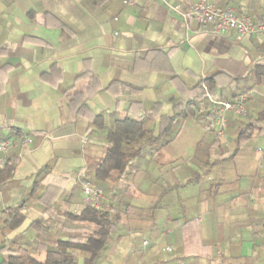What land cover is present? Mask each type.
Listing matches in <instances>:
<instances>
[{"label": "crops", "instance_id": "1", "mask_svg": "<svg viewBox=\"0 0 264 264\" xmlns=\"http://www.w3.org/2000/svg\"><path fill=\"white\" fill-rule=\"evenodd\" d=\"M129 1L0 0V141H16L18 133L28 139L8 153L18 161L0 190V240L10 243L37 219L63 222L66 214H78L85 206L80 180L92 179L113 122L154 105L159 116L172 118L171 99L210 101L203 82L211 79L218 89L253 92L246 116H227L226 146L195 118H176L170 143L158 154L151 156L155 146L133 160L115 188L109 180L102 184L104 203L127 210L123 230L132 233L112 245L108 262L258 264L256 245L264 254V158L258 162L264 125L249 141L234 140L239 125L264 111V76H254L264 66V36L215 34L185 19L200 0ZM209 1L264 24V0ZM159 116L146 123L154 135ZM96 118L100 127L93 125ZM182 180L191 185L177 192ZM19 205L25 221L10 233L7 210ZM232 231L243 241L230 240ZM157 237L171 243L161 246ZM33 256L45 260L43 252Z\"/></svg>", "mask_w": 264, "mask_h": 264}, {"label": "trees", "instance_id": "2", "mask_svg": "<svg viewBox=\"0 0 264 264\" xmlns=\"http://www.w3.org/2000/svg\"><path fill=\"white\" fill-rule=\"evenodd\" d=\"M254 76L257 78L264 76V66L256 68ZM203 86L208 96L216 101L233 102L241 94L246 93L232 85L218 89L216 83L211 79L205 80ZM170 104L175 112L172 118L159 116L157 113L159 106L154 105L149 111H141L140 115L130 113L126 114L124 118L114 121L112 127L105 134L104 156L94 170L92 179L85 175L81 178L80 183H89L94 187H100L107 195V189L102 184L109 180L115 188V185L124 179L133 160L157 146L151 154L153 157L160 152L162 147L170 143L166 137L176 118L193 117L203 127L209 126L207 120L211 102L207 97L193 96L184 99H171ZM158 116L157 134L154 135V131L146 127V123L154 121ZM93 125L100 127L97 118L94 119ZM263 125L264 111L239 125L234 142L240 144L249 141L255 131L262 130ZM16 137L18 142L25 139V135L19 133ZM0 161L1 190L11 180L18 156L0 154ZM21 208L22 205H19L14 209L7 210L4 223L5 229L10 233L20 229L25 221ZM53 208L56 209L57 206L54 205ZM156 209V203L149 208L152 216ZM128 216L126 209L112 211L110 204H106L102 200L99 209L85 205L78 214L72 212L66 214L63 222L58 221L57 218L37 219L23 232L38 229L39 232L36 233L35 238H31L29 234L26 239L21 233L10 240L8 244L5 240H0V264H78L80 257L83 259L82 264H103L104 262L109 264L108 259L112 256V245L124 235L132 234L123 230L127 227L124 218H128ZM37 252L45 253L43 262L33 256ZM174 259L169 262H173V264L180 262ZM262 261L264 264V254Z\"/></svg>", "mask_w": 264, "mask_h": 264}, {"label": "built area", "instance_id": "3", "mask_svg": "<svg viewBox=\"0 0 264 264\" xmlns=\"http://www.w3.org/2000/svg\"><path fill=\"white\" fill-rule=\"evenodd\" d=\"M124 4H131L129 0H122ZM185 19H194L200 26H211V30L215 34H226L236 32L240 37H261L264 36V24L254 23L246 15H236L232 9H217L209 0H200L191 10L184 16ZM253 92L241 94L233 102L216 101L210 99L211 110L208 117L209 126L204 129L211 132L214 137L224 143L226 140L225 131L227 128V116L232 115L235 118H243L247 114L246 103L249 96ZM28 143V139L21 142L15 140L0 141V154L6 155L11 150L23 147ZM258 152L260 149L258 148ZM1 162V161H0ZM83 203L93 209H99L103 200V191L100 187H94L89 183L82 186ZM147 245L143 242V246ZM251 251V248H248ZM166 253H171L170 247L165 248ZM174 264H182L176 262Z\"/></svg>", "mask_w": 264, "mask_h": 264}, {"label": "rangeland", "instance_id": "4", "mask_svg": "<svg viewBox=\"0 0 264 264\" xmlns=\"http://www.w3.org/2000/svg\"><path fill=\"white\" fill-rule=\"evenodd\" d=\"M254 96V94L253 95H251V97H250V99L252 98ZM245 120V119H244ZM166 140H169V138L168 137H166ZM227 140H228V138H227ZM218 143L220 144V146H226V144L225 143H221L220 141H218ZM222 144V145H221ZM264 158V155L263 156H261V154H258V162H261V160ZM185 175V173L183 172V176ZM184 181V182H183ZM183 182V184L180 186V187H178V188H176V191L178 192H181V191H183V189L185 188V187H188V185H191L190 183H188V180H182L181 182H179V183H182ZM92 185V184H91ZM207 185V184H206ZM191 188H193L192 186H191ZM207 189H209V187H204V192H205V195H204V197L206 198L207 197V195H208V190ZM102 191H103V197L106 195L105 194V192H104V190L102 189ZM216 203H217V200H216ZM215 203V204H216ZM262 207V204H258V210L260 209ZM254 233H256L255 235H258L257 233V231H255L254 230ZM220 235H224L223 234V232L220 234ZM227 235H231L230 236V240H232V241H234V240H238V241H243V234L240 232V231H232L230 234H227ZM157 239H158V242L160 243V245L161 246H163V245H165V243L166 242H170V241H168V239H165V238H159V237H157ZM150 241V243H152L153 242V240H156V239H153V238H151V239H149ZM252 241V240H251ZM155 242V241H154ZM171 243V242H170ZM250 244H251V246L252 247H255V245H254V243L253 242H250ZM257 247H256V252H258V264H263V261H262V256H263V250H261L259 247H258V245H256ZM166 253V252H165ZM166 254H170V253H166Z\"/></svg>", "mask_w": 264, "mask_h": 264}]
</instances>
